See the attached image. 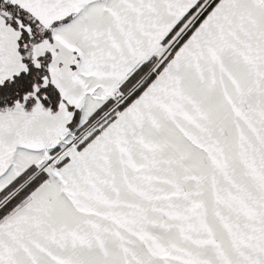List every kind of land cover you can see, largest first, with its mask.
I'll use <instances>...</instances> for the list:
<instances>
[{"label":"snow or ice","instance_id":"6c2138e0","mask_svg":"<svg viewBox=\"0 0 264 264\" xmlns=\"http://www.w3.org/2000/svg\"><path fill=\"white\" fill-rule=\"evenodd\" d=\"M0 264H264V0H0Z\"/></svg>","mask_w":264,"mask_h":264}]
</instances>
